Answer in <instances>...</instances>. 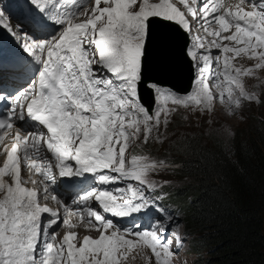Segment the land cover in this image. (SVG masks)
<instances>
[{"label": "snow or ice", "instance_id": "1", "mask_svg": "<svg viewBox=\"0 0 264 264\" xmlns=\"http://www.w3.org/2000/svg\"><path fill=\"white\" fill-rule=\"evenodd\" d=\"M100 2L95 0L88 19L74 22V12L62 11L73 4V0H27L31 13L57 28L51 39H33L24 45V51L39 65L33 88L20 91L12 100L8 99L10 93L0 96V104L8 109L0 113V131L11 128L14 122L25 121V106L27 118L46 129V132H32L30 137L17 133L0 167V176L10 175L15 185L0 179V189L5 193L0 199V264H120L121 258L126 256L124 250L139 243L152 250L156 264H172L173 249L165 235L172 217L151 196L157 185L149 176L158 171L160 165L150 162L146 156L132 155L128 160L125 155L128 142L138 138L141 130L147 143L161 115L167 124L169 113L174 111L159 108L153 113L139 95L153 19L175 23L190 32V15L194 21L202 19L205 22L204 30L210 36L237 45L229 47L213 39L207 54L199 56L189 48L187 55L199 68L195 91L181 97L162 92L158 85L150 83L148 86L158 93L156 99L171 101L176 106H199L209 110L216 99L224 103L225 95L230 110L233 104L239 108L242 100L259 101L256 95L245 91L240 79L242 75H251L252 69L233 70L227 54L255 57L258 59L255 68H264V0H252L250 11L237 6L235 11L224 8L222 13L219 12L221 5L203 3L199 6L201 0L190 3L180 0L186 11H181L170 0H104V7H99ZM4 20L0 12V23ZM210 20L219 25V30H208ZM233 25L235 31L231 35H221V31H228ZM3 26L11 31L7 24ZM196 39L197 48L204 49V40ZM212 47L224 54L223 69L215 74L216 87L221 89L225 85L218 94L209 90L205 76L212 64ZM220 60L217 56L218 64ZM220 76H223L222 82ZM44 146L54 156L60 178L84 176L85 179L94 178L101 186L129 181L127 189L118 188L116 194L113 190L93 187L78 201L84 203L94 198L98 202L100 211L91 208L88 211L89 224L100 231L97 238L86 235L79 240L77 233L68 231L59 243L45 240L44 248L38 251L42 235L57 226L61 217L59 212L38 203L36 190L21 187L17 153L22 151L30 167L52 180L53 165L41 156ZM69 161H74L75 165H70ZM133 181L138 187H133ZM48 190L45 187V193ZM127 192L132 199H122ZM134 200L138 202L133 203ZM153 209L167 216L169 223L161 222L144 231L127 229L138 237L136 241L126 239L114 221L105 218V214L120 218L132 213L148 214ZM43 214H50L46 224H42ZM63 223L71 226L68 220ZM52 240L55 241L54 233ZM179 244L177 237L178 247Z\"/></svg>", "mask_w": 264, "mask_h": 264}, {"label": "trees", "instance_id": "2", "mask_svg": "<svg viewBox=\"0 0 264 264\" xmlns=\"http://www.w3.org/2000/svg\"><path fill=\"white\" fill-rule=\"evenodd\" d=\"M204 137L188 133L172 151L143 154L171 165L164 189L182 213L191 264H264V118L249 119L228 143Z\"/></svg>", "mask_w": 264, "mask_h": 264}, {"label": "rangeland", "instance_id": "3", "mask_svg": "<svg viewBox=\"0 0 264 264\" xmlns=\"http://www.w3.org/2000/svg\"><path fill=\"white\" fill-rule=\"evenodd\" d=\"M170 2L174 3L181 11H184L183 5L180 3V0H170ZM11 3H12L11 0H0V12L3 13L4 17H6L7 15L6 12H9V10L11 9ZM94 6H95V0H92L90 5L84 8V10L81 12L80 17L76 21H78L79 19L83 21L88 19L89 15H91V9ZM104 6H106L104 0H101L99 7H104ZM189 17L191 16L189 15ZM155 23H160L162 27H164L169 32H173L175 36L181 38L183 37V29L178 25H176L175 23L162 21L160 19H153L151 24L156 25ZM208 27L210 28V31L214 30V24H209ZM155 28L156 27H154V29ZM202 30H203V34L198 37L204 40L205 43L204 49H198L197 39L194 37L192 39V37L189 36L190 46H191V47L189 46V48L196 51L197 56H199L201 53L207 54L203 50L207 51L209 47V42L212 41V39H215L214 37L210 36L208 32H206L204 29ZM153 32L154 30L152 28V34ZM185 32H189V31L185 30ZM190 33L191 32H189V34ZM216 39L218 40L219 43H221V45H225V43L222 42V40H219V38ZM200 50L201 52H199ZM257 51L259 52L261 50L257 49ZM223 55L224 54L220 50L216 49L215 47H212L211 49L212 63H215V65H219L221 62H223L222 60ZM227 55L231 57L230 63L232 69L235 68L252 69L251 75H242L240 79L245 87V91L256 95L259 98V101L253 100L249 102L247 100H242L241 106L239 108L235 107V105L233 104L230 110L229 105L227 104V95H225V102L221 103L219 99H216L211 110L207 108H200L199 106H194V107L191 106L186 107L182 105L176 106L173 105L171 101L164 102L163 100L156 99L155 89L153 87L148 86L150 83H147L146 87L149 88V90H151L152 98L154 102L152 107L153 113L159 108H169V109H174V111H171L169 113L167 124L164 123V117L163 115H161L160 123L159 125L153 127V130L150 134V138L147 143L144 142V134L142 130L138 138L131 139L128 142V147L125 152V155L128 158V160L131 159L132 155L143 156L144 152H146V154H148V152L150 154H153V148L158 149L159 154L162 153L163 150H166L167 152L169 150L172 151L171 148H173V146L178 142V139L192 132L204 134L205 141L209 139L211 136H215L221 138L223 141H225V143H228L235 132L244 129L249 119H252L254 117L264 118V68H259V69L255 68V65L258 63V59L255 57H250L245 54H240L239 56H233V54L228 53ZM217 56L221 57L219 64L216 61ZM192 63L194 65V71H195L194 84L191 90L189 91V93L186 95H189L195 91L196 89L195 81L199 76V68L196 67L195 62L193 60ZM201 66H202V62H201ZM214 77H212V84L208 80L206 82L208 84L209 90L213 92V94H218L220 90L216 88V84L214 83ZM233 88H235V86H233ZM149 90L145 89L146 99L150 98L151 93ZM235 94H238V90H236ZM186 95H180V96L184 97ZM139 145L142 146L139 147ZM145 145H147L150 148L146 150L144 147ZM0 159H1V155H0ZM149 161L150 162L155 161L160 165L158 171L150 174L149 178L154 180L156 185H160L161 187L170 186V189H172L170 180L168 179L171 177V173L169 171L166 172L163 169L165 167L171 166L170 164H168L169 161L167 160V157H161L159 159L149 158ZM5 180H6V184H12L10 176H6ZM132 184L135 187L138 186L136 182ZM23 186L27 187L26 185ZM119 188H123V186L120 185ZM1 194H0V199H3L5 194L4 190ZM129 195H130V199H132L130 192ZM46 202L51 203L52 202L51 198L46 199ZM181 216L182 213L172 220V226L176 227L180 233L182 232L184 236L183 245L181 248L173 251V255L170 259L172 261V264H191L194 256L190 252L189 247L187 245L186 238H187L188 230L184 227V223L183 220L181 219ZM79 225L81 226L82 224ZM85 231H88L86 232V234L90 236H96L99 234V231L91 228L90 226H88V229L86 230L75 229L74 232L81 233L78 239L82 240L83 237L81 238V236H86L85 234H83ZM125 238L131 241L137 240L132 236H125ZM76 246L79 247V243H76ZM124 251L126 253V256L121 258L120 264H156L155 256L152 250L143 243L136 244L130 249L126 248Z\"/></svg>", "mask_w": 264, "mask_h": 264}, {"label": "water", "instance_id": "4", "mask_svg": "<svg viewBox=\"0 0 264 264\" xmlns=\"http://www.w3.org/2000/svg\"><path fill=\"white\" fill-rule=\"evenodd\" d=\"M152 28V26H151ZM159 28L165 30L164 35L159 34ZM152 32V29H150ZM156 35L163 37L154 42L151 41V47L149 51L153 54L154 46H160L162 51V60L165 62L163 69L159 66V61H156L152 54L150 55L146 50L144 62H143V83L139 86V95L142 103L148 106L151 110L153 107L152 93L147 88L148 82H153L161 86H166L179 93L186 94L190 91L193 85L194 70L192 66V60L187 55V47L189 39L186 34L183 37H177L173 32L167 31L164 27H157L153 32L152 39H155ZM165 42L166 47H162ZM150 46V45H149ZM155 50L159 52V48L155 47ZM166 50L168 55H166ZM165 57V58H164ZM159 70L161 76H155L152 72ZM145 89L149 90L151 95L149 99H146Z\"/></svg>", "mask_w": 264, "mask_h": 264}, {"label": "bare ground", "instance_id": "5", "mask_svg": "<svg viewBox=\"0 0 264 264\" xmlns=\"http://www.w3.org/2000/svg\"><path fill=\"white\" fill-rule=\"evenodd\" d=\"M188 2L190 3L191 2V0H188ZM184 11H186V10H184ZM191 18V17H190ZM192 19V18H191ZM3 24H7V20H5V21H3L2 23H0V43H2L4 40H6L7 39V35H6V27H4L3 26ZM156 25H154L156 28L157 27H162L161 25H160V23H155ZM190 24H191V26H192V21H190ZM8 25V24H7ZM197 27V25L196 24H194V27L193 28H196ZM202 29H204V27H200L199 29H197V30H195L194 32L192 31V29H191V33H190V36L192 37V39H193V37L194 38H197L198 36H201L202 34H203V30ZM159 34H163L164 35V32H165V30L163 29V28H159ZM152 36H153V34H152V32L150 31V39H149V41H148V44H147V48H148V53L151 55L152 53H151V51H149V49H150V47H151V41H153L154 39H152ZM159 38L161 39V40H163V37H161L160 35H159ZM150 45V46H149ZM155 47H158L159 48V52L157 51V50H155ZM162 47H166V45H165V42L163 43V45H162ZM152 48H154V51H153V54H152V56H153V58L156 60V61H159V66H160V68L161 69H163L164 67H165V62L162 60V51H161V49H160V46H154V47H152ZM199 52H201V50L199 51ZM166 55H168V53H167V50H166ZM165 58V57H164ZM153 73V75H155V76H161V72L159 71V70H157L156 72L154 71V72H152ZM208 80V79H207ZM209 81V80H208ZM1 155V154H0ZM0 165H1V163H0ZM21 176V175H20ZM0 179H2V180H4V182L6 183V177L5 176H0ZM8 182V181H7ZM11 183H12V180H11ZM12 186L13 187H15V185L14 184H12ZM21 187H24V186H22V184H21ZM24 188H27V187H24ZM33 189H35V188H33ZM37 191V193H38V190H36ZM2 195V194H1ZM46 203V202H45ZM75 229H84V230H86V229H88V225H85V224H82L81 226L78 224L77 226H75ZM66 230H68V229H66ZM75 231V230H74ZM73 231V232H74Z\"/></svg>", "mask_w": 264, "mask_h": 264}]
</instances>
